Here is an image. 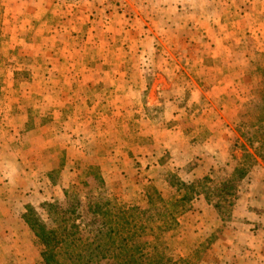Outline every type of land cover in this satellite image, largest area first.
I'll list each match as a JSON object with an SVG mask.
<instances>
[{"label": "rangeland", "instance_id": "1", "mask_svg": "<svg viewBox=\"0 0 264 264\" xmlns=\"http://www.w3.org/2000/svg\"><path fill=\"white\" fill-rule=\"evenodd\" d=\"M28 2L17 0L18 8ZM93 2L94 13L106 12L107 0ZM249 2L261 8V0ZM113 3L115 9L125 5ZM29 8L13 9L0 0V264H42L41 249L22 219L27 209L48 229L54 216L60 219L58 211H68L67 227L73 223L87 233L92 203L144 210L147 189L168 200L180 185L199 180L198 189L220 209L200 212L203 196L194 201L173 241L174 259L252 264L246 244L264 238V16L246 17L250 44L242 33L224 32L214 52L194 49L222 61L214 76L200 82L207 92L189 79L197 69L183 56L188 51L186 57H193V49L161 50L171 60L165 85L154 75L161 67L150 62V48L120 49L123 36L117 34L111 47L107 32H79L72 22H84L60 9L46 16L47 23H37ZM160 85L166 87L161 95L140 92ZM156 97L159 104L149 106ZM180 130L179 150L168 149ZM209 135L221 148L222 162L205 175H191L200 163L178 158L195 153L190 138L205 141ZM223 187L230 194L214 197Z\"/></svg>", "mask_w": 264, "mask_h": 264}, {"label": "crops", "instance_id": "2", "mask_svg": "<svg viewBox=\"0 0 264 264\" xmlns=\"http://www.w3.org/2000/svg\"><path fill=\"white\" fill-rule=\"evenodd\" d=\"M8 1L13 9H25L27 11L30 7L29 9L31 11H36L38 16L37 23H47V20L45 22L46 16H49V14L55 16L60 9V12L64 10L68 15H75L74 17L76 20L80 19L84 22H72L77 28H80L79 32H82L83 28L85 34L89 33L93 35V32H107L111 41V47L114 46L112 44V35L114 37V34H117L119 37L123 36L120 49H130V47H134L135 49L133 50L140 51L141 53V49L150 48V51L153 52L152 58L149 57L150 62L153 63V65L155 64L157 68L161 67L158 69L159 72L154 75L160 78L165 85H167L166 82L170 78L166 66L171 60L168 57L164 58V56H161V50L171 49L173 47L193 49V52H191L192 55H190L193 57H186L188 51H186V55L183 56L189 64L195 65L197 69L195 70L197 73L190 71L192 75L188 76L199 90L202 91L203 89L207 90V92L209 90L201 87L200 82L206 76H214L218 72L216 64L222 61L216 59V55L213 53V56L210 55L209 57L198 56L194 49L206 47L213 49L214 52L222 45V34L224 32H231L233 36L237 33H242L243 37L245 36L246 45V41L249 40L248 34L251 33L248 25H246V17L264 16V0H261V8L251 7L248 5L252 4L249 0H118L119 2L123 1V3H125V5L119 9L114 8V0H107V6H105L106 12L100 13L99 15L96 11L94 13L91 9L95 7L93 0H29L26 4V8H24V6L18 8L17 0ZM29 13L31 14L32 12ZM242 17H245L240 20L242 26L238 27L239 19ZM103 18L106 19L104 21L105 24H103ZM95 19L97 20L96 27H93ZM103 27H105L104 30ZM254 34L255 33H253V35ZM131 35H133V39L130 37ZM71 37L73 36L71 35ZM86 39L88 38L86 37ZM131 41H133V43H130ZM158 52H160V55L157 56ZM134 57L137 56L134 55ZM139 57L141 58L140 55ZM118 62L120 63V60ZM163 65L166 66L163 68ZM217 76L218 74L216 75V79L213 80V83L217 81ZM137 78L138 76L135 77V79ZM153 89L155 90L154 93H152ZM165 89L166 87L160 85L151 87L150 89H140V92H148L149 94H156L155 96H157L161 95L160 92H166ZM135 90L136 89H134V92L137 93ZM225 90L227 92L228 88ZM157 104H159V102L156 97L153 103L148 105L155 106ZM199 122L197 121V125ZM205 123H207V121H205ZM174 129H176V127ZM181 135V130L175 132L173 135L175 139L167 144V148L178 151L179 144L175 141L176 138H178V140L181 139ZM214 139L212 135H209V138L207 137L205 141H199L197 139V142V140L194 141L192 138L189 139V146L192 147L195 153L191 154L190 158L187 156L188 154L181 155L178 160L179 162H185V160L190 162L195 160L200 163L199 166L191 171V175H205L206 172L210 171L213 164L222 162V159L219 157V150L221 148L214 147L216 145ZM195 147L198 151H195ZM178 156L179 152L177 157ZM183 156H186L185 160ZM206 162L210 163L208 164ZM176 166L180 169L183 167L179 164H176ZM214 210L213 204L203 203L199 211H206L214 215ZM253 213L255 212H249V215L262 218V216L258 215L259 217H257V215ZM249 218L250 217H247L246 220H250ZM242 221L243 219L236 220L237 223H241ZM248 231L250 230L248 229ZM252 242L255 243L246 244L247 246L245 248L246 254L253 259V261L252 259L249 261H252V264H264V238L256 239Z\"/></svg>", "mask_w": 264, "mask_h": 264}, {"label": "trees", "instance_id": "3", "mask_svg": "<svg viewBox=\"0 0 264 264\" xmlns=\"http://www.w3.org/2000/svg\"><path fill=\"white\" fill-rule=\"evenodd\" d=\"M196 182L180 185L168 200L158 189H147L144 210L120 207L110 201L92 203L93 218L86 225L92 229L87 233L73 223L67 227L64 216L68 211H58L60 219L54 216L55 226L50 229L31 209L22 219L41 249L42 264H190L186 258L174 259L173 241L181 232L182 217L193 210L194 201L199 202L203 196L204 203L211 204V196L198 189L200 180ZM229 194L223 187L214 197ZM212 204L215 210L220 209L218 201ZM50 208L55 215L57 208ZM71 230L76 232L69 235Z\"/></svg>", "mask_w": 264, "mask_h": 264}]
</instances>
